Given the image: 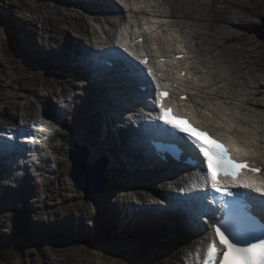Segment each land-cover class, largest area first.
I'll use <instances>...</instances> for the list:
<instances>
[{
    "label": "bare ground",
    "instance_id": "1",
    "mask_svg": "<svg viewBox=\"0 0 264 264\" xmlns=\"http://www.w3.org/2000/svg\"><path fill=\"white\" fill-rule=\"evenodd\" d=\"M39 1L40 0H32L29 4L26 3L27 5L23 3L22 9L30 7L32 10V14L26 20H22L20 17L15 15V8H19L16 1L15 4L11 6V9H4L5 13L0 10V13L3 14L1 15V17H3L1 20L10 22L12 28L14 26H19L20 28L17 40L21 37L23 38L18 40V45H20L21 48V53H19V55L22 54L29 58L36 66V69H34L35 73H24L20 70L18 65H15V63L9 59L11 68L13 70L16 69L15 73H12L20 80L17 81L19 88L15 87L12 81H4L3 83H0V109H3V112L0 115L2 118L9 114H11L14 118L17 117V115L14 116L15 112H9V109H13L17 113L22 112L21 115L24 116V119H44V113L41 109L44 105L39 108L29 99L19 103L16 100L20 94L19 91L30 93V95H33L32 92H35L37 103L45 102L47 96L50 94L65 98L67 101L73 100L77 96V99L82 102L83 96L77 95L78 93L85 92L86 88H82L83 82L80 81L82 74L78 69H71L67 71L64 66V62L69 60L70 56L74 53V45H85L87 48H94L92 37H90L91 34H93V24H91L92 21L99 23V20L104 18V21L110 24L113 22L117 23V20L121 19L120 24H118L119 27L131 25L134 26L136 31L147 33V26H138L133 24L134 21L131 22L129 20H123L126 16L123 14L124 9L121 4H126V2L134 4L138 7L139 12L142 11L144 15H149V13L152 12L159 18H165L163 12L166 9L170 10L172 8L176 11L178 16L171 13L170 21L165 26H161L156 32L155 37L158 44L160 47L167 49L175 46L178 41L183 40L186 43V48H188L189 52L198 54V64L205 68V73L201 75L194 73L192 74L193 76H189L188 74V79L186 78V81L181 80L176 74L177 64H175L174 61L167 60L165 62L167 65L163 66L165 79L171 78L172 82L182 88H185L189 96V101L185 104V107L193 108V110L196 111L204 121L213 125L215 128L218 125L219 120H231L233 122V126L237 130L236 135L238 139L236 142V148L244 155L251 157L254 161L260 162L263 165L264 170V130H255L251 124L246 122L242 124L241 114L238 113L241 101L245 98L241 93H239L241 90L238 88H253L258 91L264 89V45L255 38L253 35L254 32H251L264 14V3L261 0H159V2L156 1V3L152 0H46V6L40 5ZM208 1L212 6L210 5L207 9ZM217 3H220L218 4L220 7L223 4V15L220 13V10L215 7V4ZM38 8L40 10H37ZM111 10L116 11L120 16L118 14L112 15ZM201 11L204 12L201 13ZM202 14L204 18H201ZM154 18L155 17L153 16L152 20H154ZM179 18L185 19L187 22L184 23L180 21ZM152 20L149 22H153ZM216 21L218 22L216 23ZM55 23H57V25H55ZM0 25L3 27L2 24ZM221 25L223 26L221 31L222 34L217 35L216 38L208 36V33L215 34L216 30H218ZM68 30L75 32L76 35L74 36L77 38L69 35ZM122 31L124 34H127L128 28L125 27ZM14 33L16 35L15 30ZM191 38L196 39V41L194 42ZM257 38L259 37L257 36ZM259 39L262 40L261 38ZM262 41L264 42V40ZM145 44L146 41L144 39L141 44L134 46L129 45V48L132 51L137 52L145 48ZM178 46L180 51L188 52L187 49L180 44V42H178ZM2 47L3 44L1 41L0 49ZM34 52L41 54L40 57ZM150 55L151 60L149 61V65L153 69L161 67L162 63L156 59L157 50H151ZM76 56L81 58L88 57V55H79L76 53V55L74 54L71 58L72 62L76 61ZM0 59H2L1 56ZM16 59L19 60V65L21 64L22 66H25L23 65L24 63H29V61L24 58ZM128 59V57L124 56L125 62H127ZM117 61L118 63L121 62L118 56ZM197 61L198 60L195 55H191V59L186 60L184 64L192 65V62ZM53 62L57 64L56 67H53ZM0 68H2V65H0ZM42 69H48L54 77L41 75L40 70ZM142 71L141 73L137 72L140 77L133 81L136 85L139 84L138 88H140V90L145 94V91L142 89L151 91L152 85L147 74ZM70 74L74 76L73 79ZM203 75L206 76L203 77ZM57 76H64L65 78L58 79ZM127 82L132 83V79H128ZM66 84L74 86L75 89H68L65 87ZM162 84L163 81H160V85ZM120 87L121 84L116 82L114 89H118ZM110 88H112V85ZM90 89L92 90L91 87ZM128 90L129 91L127 92H130L129 94H136L131 93V90L133 89ZM72 92L74 93L70 94ZM178 104L181 105L180 102ZM69 108H67L69 110L66 111L65 114L75 115V121L76 123H79L81 120L79 109H75L72 104ZM81 109L82 113L88 114L85 116L86 121L92 123L93 118L96 119L94 128L93 126L91 127V124H86L88 131L82 133L83 139L87 143L91 142L90 144L93 149L103 151L102 154L106 156L107 161H110L113 165H116L117 162L123 161L125 165L129 164V167L137 169V165L142 164L141 161L136 158V155L132 156V163L130 164L129 157L124 154V149H129L130 151L132 150L130 148H125L124 144L119 143V140H117L112 133L109 132L111 130L110 127L105 126L106 130L102 129L103 125L100 123L99 119L97 120L98 117L95 114L87 110L86 103H82ZM253 115H256V122L263 124L264 126V119L258 114L254 113ZM145 121L146 120L144 119L142 123L145 124ZM80 123H82V126H85L83 122ZM0 126H3L2 122L0 123ZM153 128H158V126H153L150 129L152 130ZM53 130L56 131L55 127H53ZM92 130L94 131V133H92V137H102V146H99L96 142H92L93 138L88 135V132ZM138 131L142 134L141 137H137L136 139V144L139 145L142 136H146L145 130L142 126L138 129ZM58 133L59 132L56 131L54 136H58ZM63 138H66L67 140L66 149L70 148L71 145L82 142L76 134H64ZM111 140H114L112 144L115 146V151L108 147ZM58 147L49 146V148H52L54 152H56L55 150ZM15 152L19 154V156H24L21 155L23 154L22 151H17L15 149ZM190 154L191 151L189 150L188 156ZM143 157L147 159V156ZM180 160H182V158H180ZM39 161L40 160H35L33 162ZM41 161H52L57 164L53 169L54 177H47L43 179L40 184L36 183V186H30L31 188L26 192L20 191L21 195L15 198H10L6 193H4V195L0 197V212L4 209L12 212L21 208L25 209L27 208V202H31L32 200L34 203L31 204L33 211L37 212L39 218L45 219V216H55V221L51 224V226H53L57 220L61 223H66L67 221L64 216L65 213L72 214L74 211H78V215H89L94 217L95 212L101 210L105 206L108 207L107 209L109 211H111V213L106 214L108 217L116 215L117 219H121V203L124 207L125 196L127 195L125 191H123V195L122 192L120 194L118 192L111 193V195L114 196V199H112V201L114 200L113 204L112 201H110L104 203L101 207H95L94 205L78 207L72 202L68 194L64 193V191L67 190L66 183H73L72 180L69 182L64 178L68 169V164L55 153L54 155L42 156ZM2 162L3 161L0 159V167ZM42 171L45 172V169ZM142 171L147 170L146 168H143ZM1 178L3 177H0V182ZM26 179L31 178L27 177ZM200 180L196 178L195 182L197 185L201 184ZM257 182H264V177L257 180ZM53 184L59 185L58 192L62 195H60L59 205L56 206L54 210H48L46 195L47 191L50 190ZM163 185L164 183L161 187H164ZM202 187L203 184H201L199 190H201ZM151 189L154 190V187L152 186ZM69 190L71 191L72 187L69 188ZM146 196V194H141L138 202L148 200ZM191 198H193V193ZM150 199H153L156 206V208L151 209L152 218L161 217L162 221L160 223L157 222L155 225L153 223H143L141 215L144 213L149 215L148 212H145L146 209H143V211L142 209H139L143 213L140 215L134 212L132 217L140 222L142 226H145L148 231L152 233L159 232L163 236H172L177 234L181 229V227L177 226L178 223L175 219H173V221L168 220L165 217L166 215L174 218L172 214L179 211L187 217L192 216L195 220H197L198 211L194 207L199 203L205 206L209 205L208 202L203 200H197L196 198L190 200L187 198V201L192 202L191 206H188L187 202H185L180 194V201L175 204L171 201V197L164 192L152 193ZM150 199L148 201H150ZM1 214L2 213H0V215ZM125 216L126 214H123V217ZM1 220L2 219H0V222H2ZM75 222H77V220H75ZM166 223H168L170 230H168ZM198 224H200V227L198 228V230H200L197 234L198 236L193 240V242L189 241L191 244L188 245L187 249L172 243V251L169 247L164 246L155 253L153 251L148 252L147 246H143L141 250L144 254L139 258L140 264H193L196 257L195 251L197 252L198 249H201L200 245L203 240L211 234L209 228L203 220H199ZM28 226V229L27 227H24V233L29 238L34 239L35 236L32 233L34 228L30 224ZM137 227V223L130 224L128 226V230H134V228ZM205 228H207L208 231H205ZM82 229L83 238L88 234L95 232L97 225L94 229L84 228V226ZM50 231L54 232V235H61V231L57 229V227L53 230L46 225L45 236L48 235ZM106 234L113 238H117L121 233H114L110 230L109 233ZM64 235L67 238H64V240L69 242L74 241L71 237H69L70 235L67 232H64ZM188 238V236L183 237L182 240L185 242ZM75 244L79 246L78 243ZM81 255L82 253L74 257H69L65 256V254H60L62 259H65L70 264H123V258L121 257L114 258L94 250L86 249V259L84 260H80L78 258L81 257ZM46 258L48 260L47 256ZM4 259L6 258H3V261H0V264L7 263L8 259L5 261ZM53 259L56 260V258ZM49 264L55 263L50 261Z\"/></svg>",
    "mask_w": 264,
    "mask_h": 264
},
{
    "label": "snow or ice",
    "instance_id": "2",
    "mask_svg": "<svg viewBox=\"0 0 264 264\" xmlns=\"http://www.w3.org/2000/svg\"><path fill=\"white\" fill-rule=\"evenodd\" d=\"M144 63L147 61L145 60ZM168 95L167 91L158 90L157 92L156 102L159 103L162 114L170 110L162 102V99ZM160 118L163 119V115ZM172 126L188 135L206 161V170L202 169L205 191L210 187L214 192L223 197L232 198L233 201L239 198L240 203L247 201L248 194L234 193L231 189H254L261 193L255 205L245 203L242 209H238L246 214L248 226L244 230H236L225 222L212 219L211 227L215 230V237L211 238L203 249L197 250L193 264L197 262L198 264H264V182L252 181L243 174L237 173V168L248 167V161L237 156L233 147L227 142H220L221 148L212 147L180 125L173 124ZM248 170L250 172L260 171L255 167L248 168ZM253 212L260 214L259 219L256 215H252ZM204 230L208 231L207 228ZM216 238H219L220 247H217Z\"/></svg>",
    "mask_w": 264,
    "mask_h": 264
},
{
    "label": "rangeland",
    "instance_id": "3",
    "mask_svg": "<svg viewBox=\"0 0 264 264\" xmlns=\"http://www.w3.org/2000/svg\"><path fill=\"white\" fill-rule=\"evenodd\" d=\"M15 1L17 2V5L20 6L23 3H25V5H27L26 3H30L32 2V0H0V10L5 13V10L6 8L8 9H11V6L15 4ZM155 3L156 1L159 2V0H154ZM263 3H264V0H261ZM10 3V6H7V3ZM40 5H47L46 4V0H40ZM218 4L220 3H217L215 4V7L217 9L220 10V13L223 15V4L220 6H218ZM210 2L208 1L207 2V9L209 8L210 6ZM212 6V5H211ZM214 6V5H213ZM47 9V8H45ZM206 9V10H207ZM37 10H40L39 8ZM204 12V11H203ZM201 11V13H203ZM1 15H3L2 13H0V19H2L3 17H1ZM29 13H24L23 17H28ZM264 15V14H263ZM201 18H204L203 17V14L201 15ZM22 21V20H21ZM218 21H216L217 23ZM94 25H99V23H96V22H93ZM55 25H57V23H55ZM215 25V23H214ZM222 28L223 26H219V29L216 30V33L215 34H211V33H208V36L212 37V38H216L217 35H220L222 34L221 31H222ZM13 29L15 30L16 32V35H17V38H18V34H19V31H20V28L19 26H14ZM252 32V31H251ZM254 32V31H253ZM70 33V31H69ZM72 34V32H71ZM253 35L255 36V38L257 40L260 41L261 44L264 45V42L262 40H260L259 38H257V36L253 33ZM23 37L19 38L18 40L22 39ZM2 41V44H3V48L5 49V52L8 54L7 50L10 49V46L8 44V39H7V35L4 34V32L2 31V26L0 25V42ZM25 48V47H24ZM9 53H12V52H9ZM9 56V55H8ZM14 59L10 58V61H12L13 63H15V65H18V67L20 68L21 71H23L24 73H35L34 69H36V66L34 64H29V68H27L26 66H22L21 64L19 65V60L16 59V57L13 56ZM6 64V63H5ZM24 65V64H23ZM16 69L12 70L13 73H15ZM40 74L41 75H45V76H49V77H54L52 74H50L49 72H46L45 70H40ZM15 77L16 75L13 74ZM58 79H64L62 76L58 77ZM251 95H253V98L250 99V101H254L255 98L257 97H260L261 98V102L259 104V106L261 108L264 109V94H255L254 90L251 89ZM54 95L51 94L49 100L47 102L50 101L51 97H53ZM18 98H29L31 99L32 101H36V98H34L33 96H27L26 93H22L21 95L18 96ZM247 107H248V104H247ZM252 109H253V106H252ZM61 153V151H60ZM71 198L74 199L75 201L83 204V205H86V204H89V202H81L80 201V198H81V193L78 192V191H74L73 194H70ZM51 198V200L53 201V197L52 196H49ZM91 203V201H90ZM9 214H6V221L5 222H2V224H0V231H6L7 229H9L8 227V224L11 223L13 221V218H9ZM9 218V220H8ZM29 218L31 219H35V214H31V216H29ZM25 221V219H27V217H24L23 218ZM11 221V222H10ZM87 223V222H86ZM88 224V223H87ZM104 234V237L105 238H113L111 236H109L108 234ZM99 235V233H98ZM93 236V237H88V239H85L83 241V239H79V240H74L72 242H66L63 238L60 237V246L58 247H55V246H51L50 245V242H47V243H43L42 245H38V246H35L33 248H30L26 251H23V252H19V251H10V252H5V253H2L0 255V261H3V258H6V259H9L13 264H22V262L24 264H49L50 261L54 263V261L52 260L53 258H56L57 261L56 263L58 262H64V260H62L60 254H65L66 256L68 254H71V255H78L80 252H82V250H84L85 248H92L94 251H99L101 252L102 250L98 249L100 248L103 244H104V241L103 240H100L98 239L97 241H95V238L98 236ZM128 238V236H125ZM96 242V246H91L89 243H95ZM75 243H78L79 246H77ZM24 253V254H22ZM22 254V255H21ZM46 256L48 257V260L46 258ZM4 259V261L6 260ZM9 260L7 261L6 264H10ZM47 260V261H46ZM66 264H70L68 261L64 262ZM122 263H127V261L125 260H122Z\"/></svg>",
    "mask_w": 264,
    "mask_h": 264
},
{
    "label": "water",
    "instance_id": "4",
    "mask_svg": "<svg viewBox=\"0 0 264 264\" xmlns=\"http://www.w3.org/2000/svg\"><path fill=\"white\" fill-rule=\"evenodd\" d=\"M84 186V185H83ZM85 190H86V192H88V189H87V185L85 184ZM89 193V192H88Z\"/></svg>",
    "mask_w": 264,
    "mask_h": 264
},
{
    "label": "trees",
    "instance_id": "5",
    "mask_svg": "<svg viewBox=\"0 0 264 264\" xmlns=\"http://www.w3.org/2000/svg\"><path fill=\"white\" fill-rule=\"evenodd\" d=\"M14 47V46H13Z\"/></svg>",
    "mask_w": 264,
    "mask_h": 264
}]
</instances>
